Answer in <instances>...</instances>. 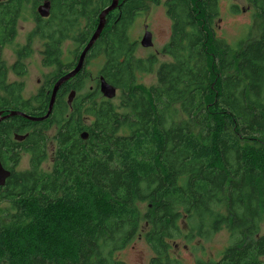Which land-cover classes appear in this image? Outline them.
Wrapping results in <instances>:
<instances>
[{"label":"trees","instance_id":"1","mask_svg":"<svg viewBox=\"0 0 264 264\" xmlns=\"http://www.w3.org/2000/svg\"><path fill=\"white\" fill-rule=\"evenodd\" d=\"M43 1L47 18L36 12ZM111 1L0 0L2 114H46L54 80L73 69ZM246 2L258 29L231 47L216 37L217 0H118L86 55L84 64L101 63L95 87L83 92L82 69L57 91L47 119L0 122L4 148L16 144L13 134L29 132V169H9L0 187V264H125L116 253L137 236L152 253L148 264H183L179 243L189 248L222 230L230 245L197 264H264V0ZM160 4L169 40L136 58L129 25ZM25 18L34 25L21 46ZM35 45L51 72L25 98L21 79ZM8 46L11 65L2 56ZM140 73L154 82L139 83ZM99 77L116 89L113 99L101 95ZM69 90L76 91L71 111ZM9 159L16 166L17 154Z\"/></svg>","mask_w":264,"mask_h":264},{"label":"rangeland","instance_id":"2","mask_svg":"<svg viewBox=\"0 0 264 264\" xmlns=\"http://www.w3.org/2000/svg\"><path fill=\"white\" fill-rule=\"evenodd\" d=\"M217 1L220 21L217 24L215 21L214 29L218 39L224 40L231 47H236L240 41L245 40L249 35L251 36L257 31V22L255 21L253 23L255 19V10L252 6L247 4L246 0ZM233 6H236L235 11H233ZM33 25V21L26 18L19 23L18 36L15 40V44L21 46L25 44L26 36L31 31ZM143 26H147V29L152 33V49H145V47L140 45V37H142L144 32ZM170 26L171 23L166 16L162 4L150 5L147 11L135 15L129 25L128 35L131 40L137 41L138 47L135 53L136 58L145 59L152 54L155 55V52L168 42ZM13 47L14 46H8L2 50V56L8 65H11L15 60V56L12 52ZM64 49L66 51L67 49L73 51L71 47L67 46ZM39 51V46L35 45L33 54L27 61L28 73L25 78L21 79L25 84L23 92L25 98L35 94L51 72V68L42 65ZM157 58L158 63L166 60V58L162 56H157ZM100 65L101 63L94 59H89L87 61L85 67L87 74L86 79H84L85 88L83 92L88 88L95 87V83L91 79L96 77V74L101 67ZM156 66L157 65H155V67ZM138 77L139 83L144 85H150L154 82L153 74L146 76L143 75V73H140L138 74ZM8 80L10 82L18 81L20 78L10 75ZM114 101H116V99ZM49 133L51 134L52 131L50 130ZM49 148H52L51 144H49L48 150ZM50 156L51 154L47 152V160L41 166L43 170H48L50 168ZM20 161L19 165L16 164V171H27L29 169L28 157H22ZM1 207H3V205H1ZM139 207L142 213L145 212V204H141ZM261 233L264 234V224ZM229 245V233L222 230L206 240L192 242V247L189 248H186L182 243H179L175 252L181 257L183 264H197V260L210 261L218 259L220 251ZM151 257L152 253L150 249L140 236L135 237L125 249L116 253V259L125 264H148Z\"/></svg>","mask_w":264,"mask_h":264},{"label":"water","instance_id":"3","mask_svg":"<svg viewBox=\"0 0 264 264\" xmlns=\"http://www.w3.org/2000/svg\"><path fill=\"white\" fill-rule=\"evenodd\" d=\"M117 2L118 0H112L111 4L105 8L104 10H102V12L99 14L98 17V24L96 26L95 31L93 32L92 36L90 37L89 41L87 42V44L84 46V48L82 49V51L80 52V54L78 55L77 59H76V63L73 67L72 70L68 71L67 73H65L64 75L60 76L53 84L52 89H51V94H50V99H49V104H48V109L46 114L43 117H32V116H28L25 115L23 113L20 112H9L5 115L2 114V112H0V122H2L3 120L11 117V116H22L30 121L33 122H41L45 119L48 118L49 114L51 113V109L55 100V96L56 93L58 91V89L67 81H69L70 79H72L73 77H75L84 67V62H85V57L88 53V51L90 50V48H92L93 44L96 42V40L99 38L104 26H105V16L113 11L116 6H117ZM50 2L48 1H43L36 9V12L38 14L39 17L41 18H47L50 15ZM145 32L142 36V38L140 39V45L142 47L145 48H149L153 46V42H152V34L151 32L147 31V28L144 27ZM98 88L99 91L101 93V95L107 99H113L116 94L117 91L114 87H112L111 85H109L103 77H99L98 78ZM75 96V91H71L68 94L67 97V104L70 105L73 98ZM26 137V135H22V136H18V135H14V139L16 141H22L24 140ZM80 139L85 141L88 138V134L87 132H82L79 135ZM10 176V171L6 170L3 165L0 162V187L4 186L6 180L9 178Z\"/></svg>","mask_w":264,"mask_h":264},{"label":"flooded vegetation","instance_id":"4","mask_svg":"<svg viewBox=\"0 0 264 264\" xmlns=\"http://www.w3.org/2000/svg\"><path fill=\"white\" fill-rule=\"evenodd\" d=\"M150 49H152V48H150ZM155 53H157V51L155 52ZM77 58V57H76ZM85 59H86V57H85ZM76 60V59H75ZM85 63V62H84ZM86 64H84V67H83V71L84 72H86ZM48 68V67H47ZM56 81V79L54 80V82ZM54 82H53V84H54ZM68 82V81H67ZM45 83V80H44V82H43V84ZM42 84V85H43ZM53 86V85H52ZM92 88V87H91ZM90 88V89H91ZM52 89V88H51ZM60 89V88H59ZM58 89V90H59ZM71 91H75V90H69L68 92H67V94H66V96H65V103H66V105L68 106V110L69 111H71V109H70V107H71V105H72V102L74 101V99H75V97H76V91H75V96H74V98H73V100H72V102H71V104L70 105H68L67 104V97H68V94L71 92ZM3 115H5V114H3ZM12 134H13V132H12ZM28 134H29V132L28 133H26L25 135H27L28 136ZM13 136H14V134H13ZM13 140H14V142L16 143L15 145H13L12 146V143H11V146L9 147V148H4V147H2L1 146V141H0V154H4V155H6L7 157H6V160H3V161H1L0 160V162H1V164L3 165V167L6 169V170H9V169H13V171H15V172H17L16 171V166H14L13 165V163H12V161H10V157H11V154H17V156H18V163H17V165H19L20 164V160H21V158L22 157H24V158H27L28 157V165H29V142H27V143H24V140H22V141H16L15 139H14V137H13ZM12 147H14V149L12 150ZM52 150H53V147H52ZM52 154H53V152H52ZM10 171V170H9Z\"/></svg>","mask_w":264,"mask_h":264},{"label":"clouds","instance_id":"5","mask_svg":"<svg viewBox=\"0 0 264 264\" xmlns=\"http://www.w3.org/2000/svg\"><path fill=\"white\" fill-rule=\"evenodd\" d=\"M152 41H153V38H152Z\"/></svg>","mask_w":264,"mask_h":264}]
</instances>
